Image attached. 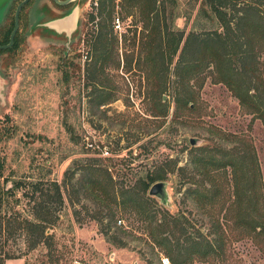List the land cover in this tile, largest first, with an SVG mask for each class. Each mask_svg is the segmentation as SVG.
Returning a JSON list of instances; mask_svg holds the SVG:
<instances>
[{
	"label": "rangeland",
	"instance_id": "374dc122",
	"mask_svg": "<svg viewBox=\"0 0 264 264\" xmlns=\"http://www.w3.org/2000/svg\"><path fill=\"white\" fill-rule=\"evenodd\" d=\"M11 1L6 21L0 24V40L21 0ZM34 1L22 12L19 47L11 54H0V182L7 189L20 180L29 184L26 190L16 192L17 197L10 200L11 209L5 206L2 216L7 221L17 212L23 220L35 221L42 204L59 218L48 226L47 240L34 250L33 233L15 223L8 226L9 230L4 225L0 258L10 253L24 256L21 259L25 264H42L53 245L67 254L69 264H159V257L148 244L144 223L131 210L115 207L116 218L124 221L127 233L120 232L111 213L85 193L81 179L88 166L96 164L108 169L117 184L134 187L148 173L175 168L176 163L175 171L165 181L169 204L164 206L152 197L160 215L186 216L192 224L190 232L209 240L214 238L213 226L219 221L228 239L227 258L217 264H264V236L248 235L249 230L237 225L243 213L238 208L230 215L231 221L226 217L235 201L233 169L226 162L231 155L244 153V142L252 144L257 154L261 170L257 194L264 207L261 119L248 113L226 85L215 83L209 70L204 73L208 75L204 82L198 80L193 85L196 100L189 104L192 108L186 105L178 109L175 64L166 77V88L156 96L168 104V115H154L153 91L163 85L159 79L153 81L151 71L141 61L147 32L140 7L130 0H114V20L108 35L111 53L104 70L98 73L101 91L110 100L97 105L90 93V78L94 72V43L103 21L99 0L73 4L72 9L79 5L80 18L71 37L41 32L37 24L31 26L29 10ZM188 6L184 1L179 10L183 13ZM92 14L96 15L94 20ZM117 17L121 20L119 28L115 27ZM39 19L36 23L41 22ZM166 20L181 28L186 26L184 18H172L168 12ZM192 23L187 24L188 30ZM203 26L215 29L219 23L201 18L196 27ZM64 120L72 125V133ZM194 150L198 159H214L216 163L192 173ZM52 182L62 187L65 202L61 208L53 202L45 204ZM32 184L44 190L37 192L35 202ZM120 242L126 247H120Z\"/></svg>",
	"mask_w": 264,
	"mask_h": 264
},
{
	"label": "trees",
	"instance_id": "16d2710c",
	"mask_svg": "<svg viewBox=\"0 0 264 264\" xmlns=\"http://www.w3.org/2000/svg\"><path fill=\"white\" fill-rule=\"evenodd\" d=\"M140 7L145 37L142 48L145 57L141 59L148 70L152 73L153 81L160 80L163 88H154V115H168V104L157 94L166 88L171 66L175 64L177 76L176 104L189 106L196 100L195 82H204L208 75L215 83H223L232 94L238 98L248 113L254 114L264 124V0H130ZM189 6L182 13L179 9L184 2ZM30 3V2H29ZM28 3V4H29ZM27 4V5H28ZM57 4V3H56ZM69 5H59L60 8L68 9ZM98 10L103 17L100 23L98 37L94 43L93 74L90 78L91 96L97 105L109 102L110 97L101 91V81L98 73L103 71V66L108 55L111 53V42L108 40L110 25L112 24L115 3L114 0H99ZM23 7L22 12L26 8ZM71 11H66L65 15ZM167 12L172 18L182 17L186 20L184 28L175 23H168ZM94 14L91 20L95 19ZM22 18V13H21ZM206 18L209 21L217 20L219 26L198 29L196 23L199 19ZM193 20L188 30L187 24ZM14 28V17L7 31L2 35L0 44H6L10 40V34ZM112 30V29H111ZM21 42V31L16 35L15 44L8 49H0V54L13 53ZM111 47V48H110ZM64 71V78H67ZM194 81L193 84L191 82ZM198 83L199 86L202 84ZM64 124L70 133L72 125L64 120ZM198 153L192 151L191 164L195 170L199 167L213 166L216 160L198 159ZM233 169L235 201L227 210V220L231 221L230 215L235 208L242 211V215L236 221L237 225L244 226L248 235L255 237L264 236V207L258 197V188L261 183V170L257 160V154L252 144L244 142V153L239 152L231 155L226 162ZM175 168L177 164L175 163ZM226 167V166H225ZM175 168L168 170L160 168L148 173L139 181L138 186L126 187L123 183L117 184L108 169H102L96 164H90L86 169L82 182V188L86 194L93 196L101 204L103 209L111 213L112 221L117 227L115 207H124L131 210L140 222H143L146 230L148 244L153 254L159 257L169 258L171 264H217L218 261L227 258V234L219 221L213 226L214 236L209 240L203 234L191 233V221L184 215H171L155 209L156 201L150 197L151 187L158 182L169 180V175ZM181 168H179L180 170ZM183 172L184 170L181 169ZM208 174V172H206ZM3 177V164L0 163V181ZM194 178V177H193ZM28 182L23 180L14 182L11 189H7L0 182V233L4 225L10 227L14 223L21 229L27 230L36 236L35 245L47 240L46 232L49 225L58 221V214L53 216L50 209L40 204L36 220H23L17 212L11 214L6 221L2 216L5 206L10 207V200L17 197L16 192L28 188ZM32 201H36L37 192L44 191L38 184H32ZM29 191V190H28ZM46 201L50 205L55 203L61 208L65 198L62 187L57 182H52L47 189ZM194 193V192H193ZM192 193V195H193ZM18 202V201H17ZM44 205V204H43ZM263 208V209H262ZM57 209V213H58ZM7 228L8 230L10 228ZM120 232L127 233L124 227H117ZM126 243L120 242V247H126ZM46 263L42 264H69L67 254L53 245L48 248ZM24 256H15L6 253L0 258V264H6L7 260L21 259ZM211 259V261H210ZM27 264V262H26Z\"/></svg>",
	"mask_w": 264,
	"mask_h": 264
},
{
	"label": "crops",
	"instance_id": "0c3cea01",
	"mask_svg": "<svg viewBox=\"0 0 264 264\" xmlns=\"http://www.w3.org/2000/svg\"><path fill=\"white\" fill-rule=\"evenodd\" d=\"M11 2V0H0V24H3L6 21L9 9L8 7ZM75 8L78 12L75 13L74 11V13H72ZM66 11H69V9H58L50 0H35L29 10V22L32 23L31 26H33V24H37V30L41 29V32L45 31L46 33L50 32L58 35L65 34L67 37H71L79 26V5L75 6L73 9L70 8L71 12L68 16L65 15ZM37 18H40L39 20L41 22L36 23L35 19ZM32 32H36V30ZM6 264H25V261L23 259H12L6 261Z\"/></svg>",
	"mask_w": 264,
	"mask_h": 264
},
{
	"label": "water",
	"instance_id": "95a60500",
	"mask_svg": "<svg viewBox=\"0 0 264 264\" xmlns=\"http://www.w3.org/2000/svg\"><path fill=\"white\" fill-rule=\"evenodd\" d=\"M30 1L31 0H21L18 3L16 10H15V14H14V28L10 34V40L6 44H0V49H8V48H11L15 44L16 35L21 25V13H22L23 7L27 5ZM53 1L59 5L65 6V5L75 3L79 0H53ZM74 11L75 13L78 12L76 8L72 11V13H74ZM68 15H70V13L67 14L66 16ZM165 99H166V96H164V100ZM191 142L192 144H196V139H192ZM149 195L151 197L158 198L164 206H167L169 204V194H168L166 182H158L154 184L149 191Z\"/></svg>",
	"mask_w": 264,
	"mask_h": 264
},
{
	"label": "built area",
	"instance_id": "2783aa9c",
	"mask_svg": "<svg viewBox=\"0 0 264 264\" xmlns=\"http://www.w3.org/2000/svg\"><path fill=\"white\" fill-rule=\"evenodd\" d=\"M120 26H121V20H120V17H117L115 20V27L119 28ZM117 226L124 227L125 226L124 221L122 219H119L117 221ZM161 264H171V262H170L169 258L162 256L161 257Z\"/></svg>",
	"mask_w": 264,
	"mask_h": 264
},
{
	"label": "bare ground",
	"instance_id": "6f19581e",
	"mask_svg": "<svg viewBox=\"0 0 264 264\" xmlns=\"http://www.w3.org/2000/svg\"><path fill=\"white\" fill-rule=\"evenodd\" d=\"M59 27H62V26H59Z\"/></svg>",
	"mask_w": 264,
	"mask_h": 264
},
{
	"label": "flooded vegetation",
	"instance_id": "af4514ba",
	"mask_svg": "<svg viewBox=\"0 0 264 264\" xmlns=\"http://www.w3.org/2000/svg\"><path fill=\"white\" fill-rule=\"evenodd\" d=\"M31 2V1H30Z\"/></svg>",
	"mask_w": 264,
	"mask_h": 264
}]
</instances>
